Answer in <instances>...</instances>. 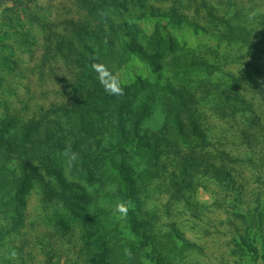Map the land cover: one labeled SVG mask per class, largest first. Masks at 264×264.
I'll list each match as a JSON object with an SVG mask.
<instances>
[{
    "label": "trees",
    "instance_id": "trees-1",
    "mask_svg": "<svg viewBox=\"0 0 264 264\" xmlns=\"http://www.w3.org/2000/svg\"><path fill=\"white\" fill-rule=\"evenodd\" d=\"M138 1L137 18L156 21L152 34L141 37L144 43L134 25L113 22L123 16L119 11L134 14L117 0H73L72 7L86 17L65 21L71 40L51 24L41 25L47 43L62 38L71 51L81 91L57 106L69 120L66 127L55 120L56 111L50 125L42 124L48 120L44 113L21 123L7 112L0 120V154L20 169L18 177L0 170V247L16 251L31 242L27 255L55 248L49 234L24 231L19 196L29 172L41 186V207H58L51 233L69 234V253L90 254L92 264H192L195 243L181 231L176 210L182 205L195 217L199 209L192 194L204 178L216 181L219 193L234 203V215L254 234L264 205L256 196L253 212L240 215L244 192L238 167L255 170L257 179L262 175L255 163L264 156V0ZM164 22L209 34L217 44L176 53L174 40L162 34ZM132 57L171 70V77L159 73L154 83L143 85L147 91L116 85L115 71ZM153 108L162 119L156 129L143 130ZM207 113L231 128L227 137L212 133ZM239 147L243 150H235ZM117 156L123 162H116ZM80 242L85 250L76 253ZM7 257L0 250L2 263H14Z\"/></svg>",
    "mask_w": 264,
    "mask_h": 264
},
{
    "label": "rangeland",
    "instance_id": "rangeland-1",
    "mask_svg": "<svg viewBox=\"0 0 264 264\" xmlns=\"http://www.w3.org/2000/svg\"><path fill=\"white\" fill-rule=\"evenodd\" d=\"M117 1L128 6L130 14H134L129 17L127 13L119 11L123 16L113 22L116 24L120 19L128 22L129 25H134L140 30L139 35L134 34L132 30L128 32L136 35V38L144 43L141 41V37L152 34L156 21L149 17L137 18L140 13L138 0ZM72 2L73 0H0V120L9 115L7 112L21 120V123L29 119L37 120L44 113L48 115V120H43L42 124L48 121L50 125L53 124L52 119L55 118L52 112L56 111L58 117L55 120L58 119L62 127L69 125L68 118L61 115L63 111H60L57 106L66 104L68 99L80 93L78 82L75 80L79 68L76 66L75 60L70 59L71 51L63 47L62 38L48 43L44 40L46 32L41 25L51 24L53 30L66 32V37L71 40L72 34L66 30L69 27L65 21L76 20L80 14L82 15L81 19L86 17L85 12L78 14L77 10L72 7ZM68 8L70 10H66ZM107 15L113 16L110 13ZM84 20L86 19L84 18ZM162 25L166 27L168 33L163 30L166 34L164 32L162 34L165 37L169 35L174 40L176 53H181L182 50H193L197 46H215L217 44L209 34L195 32L191 27L177 28L172 24L166 25L165 22ZM57 49H62L65 54ZM79 51L80 49L76 50V52ZM171 72L165 67L159 71L150 61L148 63L137 57H132L123 68L115 71L114 75L116 85L135 84L140 89L144 88L145 83H154L159 73L162 74V78H168L171 77ZM144 89L146 90V88ZM205 118V122L213 130L212 133L226 135V137L229 135L231 128H228L229 126H226L225 123L208 113ZM161 119L162 115L158 108H153V112L143 120V130L156 129ZM54 131L58 133L62 130ZM63 131L58 135L64 134ZM13 133L12 128L8 129V135ZM225 145L226 147L232 146H229L227 142ZM262 146L264 143L261 144ZM258 148L259 144L256 145V149ZM238 149L243 150L241 147L235 148V150ZM3 157L6 160L0 163V170L7 174L13 172L18 177L20 169L17 162L2 154H0V161ZM117 157L119 160L115 159L116 162H123L120 156ZM263 159L264 156L261 155V161L255 163L256 169L261 166L260 179H257L255 170L238 167L244 192V205L241 206L242 211L240 212L242 213L240 215L247 216V212H253L255 207L253 201L256 196H260L258 199L261 205H264ZM56 165L58 166V163ZM104 166L109 167L107 162ZM108 172L112 176V171L109 168ZM42 173L44 172L42 171ZM29 177L24 195L19 196L20 203H22L20 208L23 207L21 213L23 219L25 218L24 224L26 223L24 231L28 232L30 236L41 233L49 234L47 238L55 248H46L47 250L51 249L50 254H37V249V253L35 250L32 251V254L27 255L30 248L26 245L31 246V242L18 247L17 241L20 239L18 238L13 243V246L18 247L16 251V248L13 249L10 245H3L0 250L8 254L7 258H15L12 264H92L89 259V257L92 259V255L89 254L90 248L87 252L84 251L86 256L89 254V257H77L75 253L71 252V254L68 251V246L72 244L71 239H68L69 234L56 232L54 236L51 233L55 226L51 215L58 207L53 205L41 207V186L35 178L34 172H29ZM200 184L203 186L194 188V194H192V200L196 203V208L199 209V212H195V217L182 205H179L176 210L178 213H176L178 215L176 217L181 219L179 223L181 231H184L186 237L195 243V256H192L194 258L192 264H264V212L259 211L261 215L259 224L253 229L254 234H250L248 224L242 223V220L234 215L235 209H232L234 203L231 198L219 193L221 188H218L216 181L204 178ZM165 197H168V193L166 196L163 194L162 198L165 199ZM69 226L75 227V224H69ZM62 230L66 231L64 228ZM92 243L96 245L94 242ZM82 244L80 242L76 245V253H79L81 249L85 250L81 246ZM147 250L149 251V249ZM17 256L20 257V260ZM0 264L4 263L0 260Z\"/></svg>",
    "mask_w": 264,
    "mask_h": 264
}]
</instances>
